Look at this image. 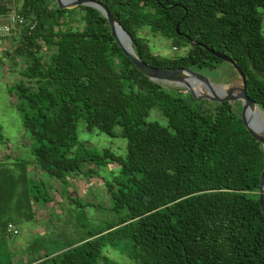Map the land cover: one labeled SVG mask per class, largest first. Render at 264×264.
I'll return each mask as SVG.
<instances>
[{
  "label": "trees",
  "instance_id": "obj_1",
  "mask_svg": "<svg viewBox=\"0 0 264 264\" xmlns=\"http://www.w3.org/2000/svg\"><path fill=\"white\" fill-rule=\"evenodd\" d=\"M93 1L106 7L131 51L150 67L212 72L231 67L208 50L229 58L245 78L246 96L264 115L258 11L264 0ZM9 14L22 18L12 36V59L24 62V79L12 89L15 107L35 146L32 163L0 167V264H26L13 259L7 223L17 229L35 221V207H46L57 187L66 192L69 177L89 178L107 164L118 166L121 176L105 183L109 210H123L122 217L55 253L35 250L32 241L27 264L36 254L38 264H115L102 253L105 246L132 264H264L262 151L243 125L238 99L202 108L208 99L150 81L122 55L105 18L91 7L60 10L54 0H0V23ZM145 28L184 53L151 54L138 34ZM153 107L165 127L145 121ZM79 119L87 131L123 138L124 158L109 149L83 150L75 136ZM28 164L50 183L28 175Z\"/></svg>",
  "mask_w": 264,
  "mask_h": 264
},
{
  "label": "rangeland",
  "instance_id": "obj_2",
  "mask_svg": "<svg viewBox=\"0 0 264 264\" xmlns=\"http://www.w3.org/2000/svg\"><path fill=\"white\" fill-rule=\"evenodd\" d=\"M258 11L262 14L261 32L264 37V10L259 9ZM138 34L147 41L151 54L168 57L173 54L182 55L184 53L182 49L172 50L167 41L151 35L146 28L139 30ZM15 39L10 36L0 40V167H13L11 163L21 159L32 163L31 149L35 146L34 140L22 128L21 115L15 107L17 98L12 89L17 82L24 79L21 75L24 66L22 58L12 59L11 56ZM196 75L215 85H226L229 81L237 78L232 69L226 65H221L215 71H201ZM160 84L173 87L170 83ZM182 96L184 97V94ZM232 97L236 98L235 95H229L228 99ZM222 99L225 98L208 99L209 103H204L202 108H209L212 103ZM145 121L156 122L162 127L166 126V120L157 107L148 111ZM259 124L264 128V115H261L260 112ZM116 129L118 130V128ZM75 136L82 149L87 152L99 153L102 149H109L115 155L122 158L125 156L126 141L123 138H110L95 129L87 131L85 123L81 119L76 122ZM74 151L75 147L70 149L71 156L75 155ZM6 155L9 156L8 159H4ZM27 167H29L28 175L32 176L33 179L40 178L43 183H50L31 165L28 164ZM118 170V166L107 164L96 168L95 174L89 178L81 174L69 177V186L64 188L66 192L57 187L55 194L53 193V197L50 199L51 202L46 207H35V221L21 222L17 227L19 233L17 237L9 239L8 245L11 254H13V259L27 264L26 260L32 256L28 248L32 241L35 242V250L55 253L67 243L74 244L84 239L88 232L98 230L104 227L106 223L118 221L124 211L112 212L109 210L111 201L105 186V183L111 181L112 178H115L116 181L120 180L121 176ZM48 191L46 189L47 193ZM64 194H67L69 198L63 199ZM70 201H73V204ZM15 244H19L18 250L15 249L17 247ZM102 253L108 261L115 264H132V261L122 255L120 250L105 246Z\"/></svg>",
  "mask_w": 264,
  "mask_h": 264
},
{
  "label": "water",
  "instance_id": "obj_3",
  "mask_svg": "<svg viewBox=\"0 0 264 264\" xmlns=\"http://www.w3.org/2000/svg\"><path fill=\"white\" fill-rule=\"evenodd\" d=\"M54 2L57 8L60 10L72 9L78 6H87L98 11L102 15V17L105 18L109 29V34L117 44L122 55L130 61L132 66L137 71H139L150 81L156 83H170L173 85V87L178 88L179 91L188 93L195 99L212 100L219 97H228L229 95L236 96V98L232 97L230 100L238 99L243 125L250 133L258 137L262 151L263 167L261 169L258 180V205L261 213L264 215V128L259 124V116L253 114L256 113L255 109H257L255 103L250 101L245 94V78L240 70L231 63L230 59L208 50L209 53L214 55L216 58L228 64L237 76L236 79L229 81L226 85H215L209 82L207 79L199 78L196 75L197 73H194L187 69H156L143 63L131 51L124 31L116 23V21L109 14L108 10L102 3L93 0H54ZM117 31H119V35L121 36L122 40L118 38ZM259 77L264 80V77Z\"/></svg>",
  "mask_w": 264,
  "mask_h": 264
},
{
  "label": "built area",
  "instance_id": "obj_4",
  "mask_svg": "<svg viewBox=\"0 0 264 264\" xmlns=\"http://www.w3.org/2000/svg\"><path fill=\"white\" fill-rule=\"evenodd\" d=\"M21 23L22 18L15 14H9L6 20L0 23V40L16 35ZM172 50L174 49L172 48ZM5 235L7 237H15L18 235V230L13 224L7 223L5 226Z\"/></svg>",
  "mask_w": 264,
  "mask_h": 264
},
{
  "label": "crops",
  "instance_id": "obj_5",
  "mask_svg": "<svg viewBox=\"0 0 264 264\" xmlns=\"http://www.w3.org/2000/svg\"><path fill=\"white\" fill-rule=\"evenodd\" d=\"M1 22V21H0ZM2 41V40H1ZM3 43H4V41H3ZM17 247L15 248V249H19V244H15ZM14 245V246H15ZM37 258V260L33 263V264H38L39 262H41V258L39 257V254H36L35 255Z\"/></svg>",
  "mask_w": 264,
  "mask_h": 264
},
{
  "label": "bare ground",
  "instance_id": "obj_6",
  "mask_svg": "<svg viewBox=\"0 0 264 264\" xmlns=\"http://www.w3.org/2000/svg\"><path fill=\"white\" fill-rule=\"evenodd\" d=\"M117 33H118V38H119L120 40H122L121 36L119 35V31H117ZM255 112H256V113H253V114H256L257 116H259V111H258L257 109H255ZM260 122H261V121H260Z\"/></svg>",
  "mask_w": 264,
  "mask_h": 264
}]
</instances>
